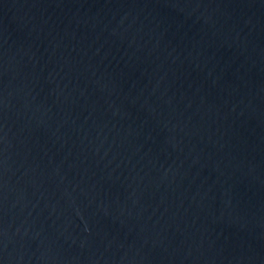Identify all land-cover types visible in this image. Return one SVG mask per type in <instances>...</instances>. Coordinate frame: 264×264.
<instances>
[{
    "label": "water",
    "instance_id": "1",
    "mask_svg": "<svg viewBox=\"0 0 264 264\" xmlns=\"http://www.w3.org/2000/svg\"><path fill=\"white\" fill-rule=\"evenodd\" d=\"M0 264H264V0H0Z\"/></svg>",
    "mask_w": 264,
    "mask_h": 264
}]
</instances>
